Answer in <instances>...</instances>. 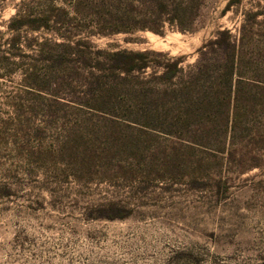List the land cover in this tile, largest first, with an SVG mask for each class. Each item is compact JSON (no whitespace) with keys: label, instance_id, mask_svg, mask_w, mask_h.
<instances>
[{"label":"rangeland","instance_id":"rangeland-1","mask_svg":"<svg viewBox=\"0 0 264 264\" xmlns=\"http://www.w3.org/2000/svg\"><path fill=\"white\" fill-rule=\"evenodd\" d=\"M0 264H264V0H0Z\"/></svg>","mask_w":264,"mask_h":264},{"label":"trees","instance_id":"trees-1","mask_svg":"<svg viewBox=\"0 0 264 264\" xmlns=\"http://www.w3.org/2000/svg\"><path fill=\"white\" fill-rule=\"evenodd\" d=\"M153 31L155 32H159L158 28H152ZM181 30H186V28H182ZM218 36L211 40L210 43L213 45L218 46L221 50L222 53L224 55L223 60L224 63L223 65H225L226 67V77L227 80H229V82H232L233 76H234V72H235V66H236V52H235V48H236V43L233 40V36L230 33L229 30L224 29V30H219L217 32ZM201 51H203L201 49ZM120 53L122 54H126L128 55L129 58V69L130 70H134V69H145L149 66L150 61L148 59V51H121ZM181 59L178 58L175 60V62L173 63L174 67H175V71L176 73L181 72L182 71V67H179L178 65L180 64Z\"/></svg>","mask_w":264,"mask_h":264}]
</instances>
